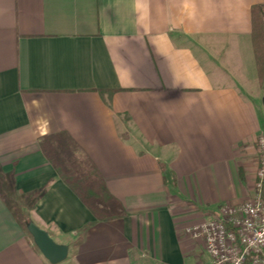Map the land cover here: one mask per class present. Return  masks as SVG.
Returning a JSON list of instances; mask_svg holds the SVG:
<instances>
[{
	"label": "crops",
	"instance_id": "0c3cea01",
	"mask_svg": "<svg viewBox=\"0 0 264 264\" xmlns=\"http://www.w3.org/2000/svg\"><path fill=\"white\" fill-rule=\"evenodd\" d=\"M255 4L0 0V264H50L29 221L63 264L207 261L184 227L251 195L264 134ZM60 132L98 171L97 208L42 152Z\"/></svg>",
	"mask_w": 264,
	"mask_h": 264
},
{
	"label": "built area",
	"instance_id": "2783aa9c",
	"mask_svg": "<svg viewBox=\"0 0 264 264\" xmlns=\"http://www.w3.org/2000/svg\"><path fill=\"white\" fill-rule=\"evenodd\" d=\"M257 168L251 195L184 227L201 240L207 261L198 264H264V134L256 139Z\"/></svg>",
	"mask_w": 264,
	"mask_h": 264
},
{
	"label": "trees",
	"instance_id": "16d2710c",
	"mask_svg": "<svg viewBox=\"0 0 264 264\" xmlns=\"http://www.w3.org/2000/svg\"><path fill=\"white\" fill-rule=\"evenodd\" d=\"M251 19V40L264 103V4H255L251 7ZM39 144L60 177L76 192L79 193L80 189L84 194L80 192V196L89 201L88 203L91 202L92 207L97 208L102 202L95 191L98 171L72 137L64 132L44 135L40 137ZM98 211L94 212L104 220L111 219L105 210ZM123 214L124 212L120 210L116 216L121 217Z\"/></svg>",
	"mask_w": 264,
	"mask_h": 264
},
{
	"label": "water",
	"instance_id": "95a60500",
	"mask_svg": "<svg viewBox=\"0 0 264 264\" xmlns=\"http://www.w3.org/2000/svg\"><path fill=\"white\" fill-rule=\"evenodd\" d=\"M26 230L31 235L33 242L42 256L50 264H63L69 254V246L56 242L45 229L33 221L26 224Z\"/></svg>",
	"mask_w": 264,
	"mask_h": 264
},
{
	"label": "rangeland",
	"instance_id": "374dc122",
	"mask_svg": "<svg viewBox=\"0 0 264 264\" xmlns=\"http://www.w3.org/2000/svg\"><path fill=\"white\" fill-rule=\"evenodd\" d=\"M262 113H263V116H264V109H263V112H262ZM256 161H257V160H256Z\"/></svg>",
	"mask_w": 264,
	"mask_h": 264
}]
</instances>
